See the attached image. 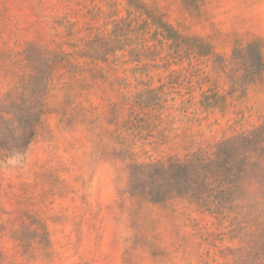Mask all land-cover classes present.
Here are the masks:
<instances>
[{
	"label": "rangeland",
	"instance_id": "obj_1",
	"mask_svg": "<svg viewBox=\"0 0 264 264\" xmlns=\"http://www.w3.org/2000/svg\"><path fill=\"white\" fill-rule=\"evenodd\" d=\"M0 264H264V0H0Z\"/></svg>",
	"mask_w": 264,
	"mask_h": 264
}]
</instances>
